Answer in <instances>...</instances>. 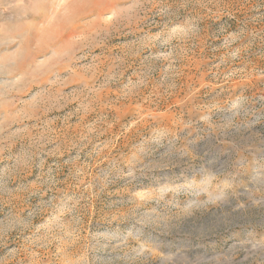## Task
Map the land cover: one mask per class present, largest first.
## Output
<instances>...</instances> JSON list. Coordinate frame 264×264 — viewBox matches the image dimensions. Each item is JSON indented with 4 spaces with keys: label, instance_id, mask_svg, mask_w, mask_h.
<instances>
[{
    "label": "rangeland",
    "instance_id": "1",
    "mask_svg": "<svg viewBox=\"0 0 264 264\" xmlns=\"http://www.w3.org/2000/svg\"><path fill=\"white\" fill-rule=\"evenodd\" d=\"M0 264H264V0H0Z\"/></svg>",
    "mask_w": 264,
    "mask_h": 264
}]
</instances>
